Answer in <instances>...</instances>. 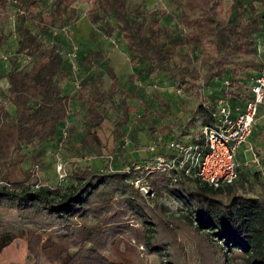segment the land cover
I'll use <instances>...</instances> for the list:
<instances>
[{
  "label": "trees",
  "instance_id": "1",
  "mask_svg": "<svg viewBox=\"0 0 264 264\" xmlns=\"http://www.w3.org/2000/svg\"><path fill=\"white\" fill-rule=\"evenodd\" d=\"M44 1L0 0V15L9 4L16 3L19 35L6 74L7 102L14 106V115L10 117L5 106L0 107L2 161L20 166L24 147L54 137L76 99L82 101L81 142L95 150L102 145L98 127L106 118L107 104L120 112L114 128L119 136L135 110L128 98L137 97L136 93L121 86L119 75L107 59L104 71L110 77L109 85L97 75L83 80L74 94L64 91L68 72L63 68L61 45L45 41L43 35L76 21L77 1L87 5L84 13L94 26L93 36L97 29L106 36L121 34L134 67L144 62L135 71L138 75L164 71L182 88L197 94L199 101L192 121L199 118V125L194 123L190 139H172L184 144L204 142L199 126L212 123L220 99L242 108L251 98L250 79L263 61L258 46L264 36V11L256 2L264 5V0H232L227 14L225 0H174L180 29L163 23L159 11L145 8L143 0H52L46 6ZM9 33L0 29V46ZM208 36L213 37L218 57L197 67L183 53L202 48ZM18 53L30 56V64L19 67ZM177 55L186 63L180 62ZM102 57L104 52L99 47L86 53L81 63ZM137 76L132 74L130 79ZM205 87L209 92L204 91ZM136 168L135 163L122 171L75 168L69 174L74 181L65 189L51 185L11 188L5 182L15 184L26 178L3 171L0 209H16L23 226L0 232V253L19 236L27 239L34 256L29 264H41V258L52 264H137L140 245L149 253L164 255L165 264H177L179 260L173 258L171 249L183 245L175 239L178 225L161 216L158 206L151 205L130 181L136 176ZM240 169L239 176L248 179ZM149 171L157 195L167 190L187 205L183 215L196 231H201L200 239L210 251H215L216 264H233L236 256L241 257L242 264H264V193H239V178L215 187L174 168ZM257 176L259 171L253 172V177ZM159 207L163 209L164 204Z\"/></svg>",
  "mask_w": 264,
  "mask_h": 264
},
{
  "label": "rangeland",
  "instance_id": "2",
  "mask_svg": "<svg viewBox=\"0 0 264 264\" xmlns=\"http://www.w3.org/2000/svg\"><path fill=\"white\" fill-rule=\"evenodd\" d=\"M51 1L45 0L43 5H49ZM143 2L145 8L159 11L158 14H160L163 23L180 29L179 9L174 4V0H143ZM231 2L232 0L224 1L226 3L225 14L228 13L227 8L229 9ZM75 5L80 10L79 18L76 21L67 22L62 28H52L43 35L45 41L59 42L61 45L60 51L64 58L63 68L68 72L63 81L64 91L74 94L83 80L97 75L103 76L106 85L110 84V77H107L104 71L106 66L104 60L96 58L91 62L81 63L86 53L95 47H100L106 52L109 64L119 75L121 86L127 91L136 93L137 97L128 98L135 110L131 113L130 120L124 125L123 132L119 136L114 128L120 112L116 106L107 104L106 118L98 127L102 145L98 150H95V148L84 146L81 142L84 135L81 119L82 101L74 100L67 119L58 126L54 137L39 144L24 147L25 155L21 164L18 163L20 166L9 164V161H2L4 157L0 155V183L5 182L1 176L4 171L14 173L16 178H26L15 184L5 182L11 188H21L24 185H30L31 188L51 185L65 189L74 181L69 174L75 168L91 167L99 171H122L131 169L133 163L135 166L140 164V167L134 170L136 176L133 175L130 181H134L136 187L143 192L151 205L158 206L161 216L171 219L178 225L175 228L177 229L175 239L177 242L179 239L183 245L181 244L182 247H180L176 244L177 246L175 245L171 249L173 258L179 260L177 264H216L215 251L214 253L210 251L205 245L206 242L200 239L201 231H196L183 215L187 212V205L167 190L157 195L155 186L151 182L152 173L145 167V164L142 165L143 162L155 156L151 145L157 137L162 136L164 139L163 142H158L159 152L166 150L170 138L180 137L185 140L191 138L192 130L195 127L194 123L197 125L200 123L199 118H196L194 123L192 121L193 109L196 107L199 97L192 89L187 90L184 86L182 88L181 84L171 80L169 74L164 71L138 75L136 70L144 62L138 64L137 68L134 67L135 65L131 62V53L121 34L117 32L113 36H106V34H102L101 29H97L96 35L93 36V29L83 30L79 24H81L80 19L84 15L87 5L79 1L75 2ZM256 5L260 11H264L263 4L256 2ZM17 11L16 3H11L7 10L0 15L1 31L10 32L5 44L0 46V107L5 106L10 117L14 115L15 108L7 102L9 82L6 74L11 68L9 60L16 54L18 48ZM212 39V36L206 37L204 46L196 52L185 50L183 54L186 59L188 57L193 59L197 67L202 66L205 61H214L218 57V51ZM181 55H177L178 60L186 63V59H180ZM17 56L19 67L30 64V56L24 53H18ZM132 74L138 75L137 78L130 79ZM204 91L209 92V87H205ZM229 104L233 106L230 101ZM260 120L257 123L260 122V127L256 133L259 141L253 142V152H256L260 157V162L254 163L251 159L248 160L243 147L238 152L240 170L244 171L248 178L239 176L237 184L239 193L249 195L264 193V120L262 123ZM59 163L66 174L63 177L57 168ZM256 171H259V176L254 178L253 172ZM138 177L140 178L138 179ZM194 181L190 182L194 183ZM159 204H164V208H160ZM22 226L23 221L16 209H0V232L7 229L15 230L16 227ZM162 229L166 231V228L162 227ZM33 260L34 256L24 237H16L0 253V264H29ZM164 260V255L149 253L143 245L139 246L136 257L137 264H165ZM242 262L243 260L239 256L233 259V264H242ZM41 264L52 263L41 258Z\"/></svg>",
  "mask_w": 264,
  "mask_h": 264
},
{
  "label": "built area",
  "instance_id": "3",
  "mask_svg": "<svg viewBox=\"0 0 264 264\" xmlns=\"http://www.w3.org/2000/svg\"><path fill=\"white\" fill-rule=\"evenodd\" d=\"M258 47L263 61L261 68L252 76V95L244 107L234 108L225 99H220L218 109L213 112L212 123L200 126L204 142L184 144L172 139L168 140L166 150L159 152L158 142L164 139L157 137L151 145L155 156L145 164L147 169L182 170L188 176L215 187L233 183L239 178V148L248 141L254 127L264 116V42H260ZM228 81L225 80V83ZM249 149L252 151L251 161L259 163L260 157L253 152V146ZM57 168L62 177L66 175L61 163Z\"/></svg>",
  "mask_w": 264,
  "mask_h": 264
},
{
  "label": "crops",
  "instance_id": "4",
  "mask_svg": "<svg viewBox=\"0 0 264 264\" xmlns=\"http://www.w3.org/2000/svg\"><path fill=\"white\" fill-rule=\"evenodd\" d=\"M78 11L80 12V10L78 9ZM85 12V11H84ZM84 17V18H83ZM81 21V22H80ZM80 23L81 24H79V27L80 28H82L83 30H92V29H94V26H93V24L87 19V17H86V15H85V13H84V15L81 17V19H80ZM81 29V30H82ZM260 41L261 42H264V36H262V37H260ZM97 48H99V47H95V48H93L92 50H96ZM102 49V48H101ZM104 52V57H102L101 59L102 60H105V59H107V55H106V52L105 51H103ZM107 60H109V59H107ZM110 62V61H109ZM263 112V111H262ZM264 120V118H262L260 121H261V123H262V121ZM259 124H260V122H259ZM259 124H256V126L254 127V130H253V132H252V134L249 136V139H248V141L246 142V143H244L241 147H243V151H244V153L247 155V159L248 160H250L251 159V156H252V151L249 149V145H252L253 146V142L254 143H257L258 141H259V138H258V136H256V133H257V130L259 129ZM240 147V148H241ZM239 148V149H240Z\"/></svg>",
  "mask_w": 264,
  "mask_h": 264
}]
</instances>
